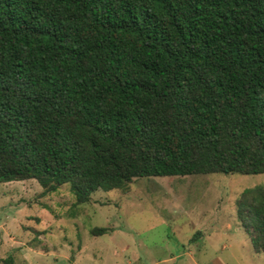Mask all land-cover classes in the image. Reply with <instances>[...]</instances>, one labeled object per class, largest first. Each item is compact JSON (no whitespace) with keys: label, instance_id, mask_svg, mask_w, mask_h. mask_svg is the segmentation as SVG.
<instances>
[{"label":"trees","instance_id":"1","mask_svg":"<svg viewBox=\"0 0 264 264\" xmlns=\"http://www.w3.org/2000/svg\"><path fill=\"white\" fill-rule=\"evenodd\" d=\"M210 174H264V0H0V183ZM234 211L264 256V187Z\"/></svg>","mask_w":264,"mask_h":264},{"label":"rangeland","instance_id":"2","mask_svg":"<svg viewBox=\"0 0 264 264\" xmlns=\"http://www.w3.org/2000/svg\"><path fill=\"white\" fill-rule=\"evenodd\" d=\"M258 187L264 174L141 178L76 205L67 186L0 183V264H264L234 211Z\"/></svg>","mask_w":264,"mask_h":264},{"label":"crops","instance_id":"3","mask_svg":"<svg viewBox=\"0 0 264 264\" xmlns=\"http://www.w3.org/2000/svg\"><path fill=\"white\" fill-rule=\"evenodd\" d=\"M185 251V250H184ZM187 253V252H186ZM179 258V257H178ZM161 261H165V260H161Z\"/></svg>","mask_w":264,"mask_h":264}]
</instances>
